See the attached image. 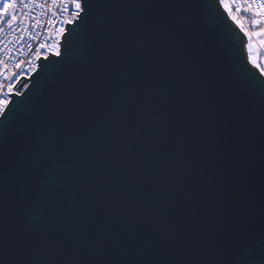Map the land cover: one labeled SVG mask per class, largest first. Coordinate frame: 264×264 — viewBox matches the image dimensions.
<instances>
[{"label": "water", "instance_id": "95a60500", "mask_svg": "<svg viewBox=\"0 0 264 264\" xmlns=\"http://www.w3.org/2000/svg\"><path fill=\"white\" fill-rule=\"evenodd\" d=\"M88 3L0 118V264H264L246 38L217 0Z\"/></svg>", "mask_w": 264, "mask_h": 264}, {"label": "snow or ice", "instance_id": "6c2138e0", "mask_svg": "<svg viewBox=\"0 0 264 264\" xmlns=\"http://www.w3.org/2000/svg\"><path fill=\"white\" fill-rule=\"evenodd\" d=\"M218 7L223 10L227 17L236 25L239 31L246 38V49L248 52V59L250 63L259 70V73L264 77V67H261L257 60L256 53L264 49V0H217ZM46 5L44 2L38 0H0V34H4L5 27L10 33H14L20 25L21 36L27 33L26 22L34 21L31 27L37 28L42 21L35 15H32L35 9L39 8L41 14L44 13ZM88 0H52L49 11L52 17L59 16V27L54 30H49L47 36L54 37L52 43L47 42V37L44 41L40 42L32 53V58L28 61H16L12 68L20 70L13 71L8 67V62L0 59V118L6 117L10 106L13 103L14 96H22L23 93L17 88V83L20 82L21 77L25 76L22 69L23 63L29 65L27 72L37 73L40 67L39 62L49 61L51 56L56 58H63L64 51L61 49L62 39H66L67 26H74L82 23L85 16L90 10ZM57 20L48 19L49 26L55 25ZM38 35L33 39L38 38ZM11 43V42H10ZM31 51L32 46L28 45ZM44 50L43 54L42 51ZM8 53L11 49L7 50ZM15 78L16 83H12ZM4 81H9L5 84ZM22 88L28 85L21 84ZM6 89V90H5Z\"/></svg>", "mask_w": 264, "mask_h": 264}, {"label": "built area", "instance_id": "2783aa9c", "mask_svg": "<svg viewBox=\"0 0 264 264\" xmlns=\"http://www.w3.org/2000/svg\"><path fill=\"white\" fill-rule=\"evenodd\" d=\"M38 2H44L46 5L43 14H41V10L39 8L35 9L32 13V15H35L42 21L39 27H31V24L34 23V21L26 22L28 31L27 33L23 34V39H19V37L21 36L19 24L16 26L17 30L14 33H10L9 30L5 27L4 34H0V59L6 60L8 62V67L13 71H17L18 74L20 70L12 68V65L16 61L30 60L32 58V53H34L35 48L39 45L40 42L44 41L46 37L47 42L52 43L54 37L47 36V33L49 30H54L55 28H58L60 26L58 23L60 17H52L51 12L49 11L52 4V0H38ZM50 18L57 20V23L55 25L49 26L47 24V21ZM37 34H39L38 38L33 39V37L37 36ZM29 44L32 46L31 51L28 48ZM8 49H11L10 53L7 52ZM41 51L43 54L44 50ZM28 67L29 65L27 63H23L22 69L25 72V76H28L30 78L31 75L34 73H31L29 75V73L27 72ZM0 79L3 78L0 77ZM4 83L7 84L9 83V81H4ZM12 83H16L15 78L13 79Z\"/></svg>", "mask_w": 264, "mask_h": 264}, {"label": "rangeland", "instance_id": "374dc122", "mask_svg": "<svg viewBox=\"0 0 264 264\" xmlns=\"http://www.w3.org/2000/svg\"><path fill=\"white\" fill-rule=\"evenodd\" d=\"M246 47V45H245ZM246 52H247V49H246ZM257 55V60H258V63L260 64L261 67H263V61H264V50L261 49L259 52L256 53ZM247 56H248V52H247ZM249 61V59H248ZM250 63V61H249ZM251 64V63H250ZM252 65V64H251ZM253 66V65H252ZM257 69V68H256ZM258 70V69H257ZM259 71V70H258Z\"/></svg>", "mask_w": 264, "mask_h": 264}, {"label": "trees", "instance_id": "16d2710c", "mask_svg": "<svg viewBox=\"0 0 264 264\" xmlns=\"http://www.w3.org/2000/svg\"><path fill=\"white\" fill-rule=\"evenodd\" d=\"M264 50V49H263ZM263 67H264V61H263ZM255 68V67H254Z\"/></svg>", "mask_w": 264, "mask_h": 264}]
</instances>
